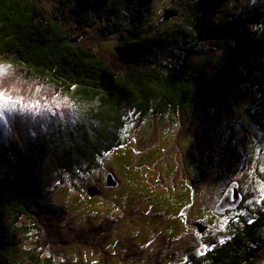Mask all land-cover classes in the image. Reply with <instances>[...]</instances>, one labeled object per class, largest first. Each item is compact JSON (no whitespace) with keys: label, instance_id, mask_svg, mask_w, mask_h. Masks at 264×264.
I'll use <instances>...</instances> for the list:
<instances>
[{"label":"rangeland","instance_id":"1","mask_svg":"<svg viewBox=\"0 0 264 264\" xmlns=\"http://www.w3.org/2000/svg\"><path fill=\"white\" fill-rule=\"evenodd\" d=\"M41 1L67 12L74 21L73 33L99 43L96 49L110 60L108 52L116 51L130 27L126 17L116 24L106 20L104 6L94 8L97 14L90 12L82 7L84 0H71L66 8L61 0ZM101 1L109 0H98L97 7ZM179 1H154L146 20L152 30L147 44L179 24ZM252 1H261L260 6L264 2ZM166 9L177 13L155 24ZM254 60L257 64L236 68L239 76L236 70L229 73L236 81L209 106H195L185 115L176 110L144 117L129 113L119 144L97 158L91 169L72 173L47 162L49 202L61 208L38 205L35 220L9 219L14 253L3 255L1 264H34L30 253L55 264H182L222 239L226 223L249 221L264 212V55L254 54ZM253 66L260 67V81L249 74ZM89 104L0 61L3 143L24 147L39 140L60 151L80 136L78 126L89 129L98 123ZM236 114L241 120H235ZM108 172L117 184H106ZM232 180L239 183L242 204L217 214L215 205ZM89 188L97 192L91 195ZM255 264H264V254Z\"/></svg>","mask_w":264,"mask_h":264},{"label":"trees","instance_id":"2","mask_svg":"<svg viewBox=\"0 0 264 264\" xmlns=\"http://www.w3.org/2000/svg\"><path fill=\"white\" fill-rule=\"evenodd\" d=\"M69 1L60 2L66 8ZM154 1L109 0L97 7L98 0H84L82 7L95 14L104 6V17L112 24L124 17L130 24L116 51L108 52L110 60L96 49L99 43L73 33L67 12L47 8L41 0H0V61L81 104L90 103L98 122L89 129L78 126L80 136L56 152L39 140L24 147L0 141V264L3 255L14 253L10 220H35L38 205L61 208L49 202L47 162L72 173L91 169L119 144L129 113L144 117L176 110L185 115L195 106H209L236 81L229 73L239 76L236 68L256 63L254 54L264 55V2L237 0V6L236 0H180L179 24L147 44L152 30L146 20ZM259 68L253 66L249 74L260 81ZM235 120H241L239 115ZM249 219L226 223L222 239L182 264H255L264 254V212ZM30 254L34 264H55Z\"/></svg>","mask_w":264,"mask_h":264},{"label":"water","instance_id":"3","mask_svg":"<svg viewBox=\"0 0 264 264\" xmlns=\"http://www.w3.org/2000/svg\"><path fill=\"white\" fill-rule=\"evenodd\" d=\"M175 15V11L172 9H166L164 14L159 18V22L166 21ZM106 184L108 186L117 184V179L112 172H108L106 176ZM96 190L89 188V193L92 195ZM243 199V194L240 191L239 183L236 180H232L223 190L218 202L215 205L214 211L217 214H223L228 210L235 209L241 203Z\"/></svg>","mask_w":264,"mask_h":264}]
</instances>
